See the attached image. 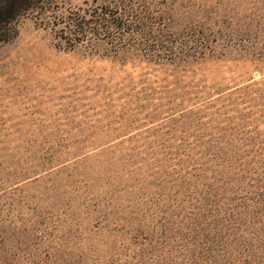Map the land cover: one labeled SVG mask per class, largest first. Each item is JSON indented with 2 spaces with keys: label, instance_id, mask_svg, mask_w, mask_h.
Listing matches in <instances>:
<instances>
[{
  "label": "rangeland",
  "instance_id": "rangeland-1",
  "mask_svg": "<svg viewBox=\"0 0 264 264\" xmlns=\"http://www.w3.org/2000/svg\"><path fill=\"white\" fill-rule=\"evenodd\" d=\"M107 1L0 41V264H264V0H150L159 61L60 39Z\"/></svg>",
  "mask_w": 264,
  "mask_h": 264
},
{
  "label": "trees",
  "instance_id": "trees-1",
  "mask_svg": "<svg viewBox=\"0 0 264 264\" xmlns=\"http://www.w3.org/2000/svg\"><path fill=\"white\" fill-rule=\"evenodd\" d=\"M53 3L54 0H0V41L9 40L15 31L13 22L25 13L59 15L51 7ZM163 5L150 0H108L83 11H70L57 24L63 33L60 39L81 43L103 38L118 49L141 40L152 52L150 60H164L165 55L177 53L178 42L174 38L178 31L173 27L176 21Z\"/></svg>",
  "mask_w": 264,
  "mask_h": 264
}]
</instances>
